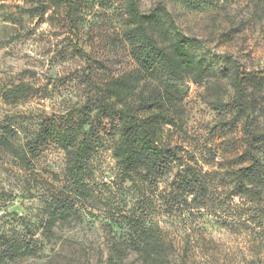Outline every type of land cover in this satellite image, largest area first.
<instances>
[{"label":"rangeland","instance_id":"1","mask_svg":"<svg viewBox=\"0 0 264 264\" xmlns=\"http://www.w3.org/2000/svg\"><path fill=\"white\" fill-rule=\"evenodd\" d=\"M72 1L74 24L65 7L39 20L28 13L27 0H0V125H11L22 144L35 135L42 120H58L87 105L81 120L90 148L88 194L70 199L78 202V217L56 228L50 241L42 238L41 223L55 203L73 197L65 152L46 145L23 168L0 153V233L24 236L27 226L40 248L37 257L15 264H108L111 244L130 235L120 217L131 213L167 234L177 264H264V252L255 261L252 230L232 232L196 210L165 212V195L176 170L172 164H164L153 180H138L137 186L121 180L113 153L119 119H94L88 79L101 85L136 68L124 38L130 25L129 0ZM137 2L145 14L164 3L183 36L194 40L190 53L211 67L200 84L190 78L177 84L178 125L164 128L163 142L204 170L210 164L236 167L247 138L244 113L234 104L231 75L235 63L241 72L264 71V0ZM20 83L31 85L33 95L6 103V91ZM244 87L249 123L256 133L262 132L264 78L245 82ZM121 264L143 262L129 252Z\"/></svg>","mask_w":264,"mask_h":264},{"label":"trees","instance_id":"2","mask_svg":"<svg viewBox=\"0 0 264 264\" xmlns=\"http://www.w3.org/2000/svg\"><path fill=\"white\" fill-rule=\"evenodd\" d=\"M27 1L28 13L33 18L41 20L48 11L65 7L69 22H75L72 0ZM126 14L130 25L124 38L136 68L101 85L88 79L93 91L90 100L94 119L101 116L119 119L113 153L121 180L137 186L138 180H153L164 164H172L176 170L165 195V212L196 210L198 216L211 215L216 224L232 232L252 230L256 235L255 261H260L259 253L264 252V131L256 133L251 128L243 99L244 83L264 78V71L241 72L239 65L234 64L231 75L234 104L245 116L243 132L247 140L243 158L236 167L210 164L204 170L183 157L177 148L163 142L162 133L166 126L178 125L177 84L185 83L187 78L200 84L209 77L211 67L190 53L188 46L194 40L183 36L164 3H157L156 8L145 14L137 0H129ZM32 95V86L20 83L7 90L3 99L17 104ZM86 109L84 105L58 120H42L35 135L22 144L17 143L11 125H0V153L17 161L22 168L28 167L35 154L49 144L66 154L73 197L55 203L41 223V236L48 241L55 237L56 228L68 226L78 217V202L70 199H82L88 194L90 148L81 120ZM224 213H227L225 217ZM120 219L126 223L130 235L126 241L111 244L108 264H121L129 252L136 253L143 264H177L173 243L161 228L148 225L141 215L133 213ZM25 230L26 234L18 237L0 233V264H15L38 256L37 240L30 228L26 226Z\"/></svg>","mask_w":264,"mask_h":264}]
</instances>
